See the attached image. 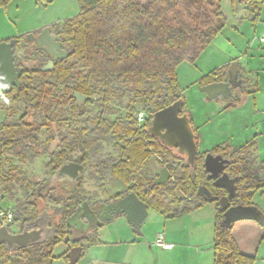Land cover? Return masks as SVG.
<instances>
[{
	"label": "trees",
	"instance_id": "16d2710c",
	"mask_svg": "<svg viewBox=\"0 0 264 264\" xmlns=\"http://www.w3.org/2000/svg\"><path fill=\"white\" fill-rule=\"evenodd\" d=\"M10 1L0 0V6ZM246 2L251 21H258L263 0ZM78 3L77 15L53 25L67 55L55 60L48 72L29 70L30 74L39 76L40 82L21 85L15 93L16 102L23 100L25 105L21 121L0 125L4 145L10 146L21 138L25 151L38 144L44 129L51 131L50 125L55 126L54 136L47 137L48 143L57 139L59 147L50 152L47 162L55 182L30 181L24 171L14 166L0 173V187L9 193L13 182L20 181L34 191L35 200L14 212L12 222H17L20 227L36 221L43 210L41 205L46 201L60 203L59 219L52 220L56 235L47 243L12 252L0 244V264H53L55 259H62L65 264H77L86 244L101 243L96 232L105 221L90 223L91 234L73 237L72 225L67 220L84 204L82 176L66 189L59 183L56 171L67 161L85 167L87 153L101 154L105 142L114 145L117 151V156L110 157L104 164L105 170L112 181H120L126 188L124 192L113 194L112 199L133 192L147 209L166 218L212 203L215 206L213 264H256L254 256L240 251L232 233L234 222L229 227L223 225L225 208L218 202L225 196L227 206H256L253 195L264 189V160L257 162L255 158L256 135L235 148L228 142H221L208 150H197L196 156L189 159L147 132L154 112L183 99L178 66L183 62L195 63L226 25L222 0H78ZM184 14L189 24L184 22ZM227 68L228 65H223L203 74L198 79V86L227 80ZM244 86L241 83L232 91L250 95L258 89L256 83L249 89ZM75 93L86 96L80 105L74 98ZM240 100L238 96H229L223 100L224 108L236 107ZM64 107L69 109L68 117L63 116ZM92 108L95 113L86 114ZM42 113L45 122L27 121L28 117ZM139 113H142V121H138ZM179 114L189 117L198 144L197 127L184 99ZM79 120L83 124L78 125ZM75 147L81 151L77 161L69 157V151ZM45 152L47 149L43 148L42 153ZM208 154L226 160L222 173L234 179L231 194L208 175L204 164ZM17 155L21 162L25 161L24 152L18 151ZM153 156H157L161 168L166 167L170 173L162 184L154 183L158 173L150 177L142 170ZM199 186L216 200L199 197ZM176 190L186 198L179 199ZM98 208L100 210V204L94 212L96 216ZM261 226L264 238V224ZM58 245L64 246L65 250L54 255L53 250ZM71 248L78 252L75 259L68 254Z\"/></svg>",
	"mask_w": 264,
	"mask_h": 264
},
{
	"label": "rangeland",
	"instance_id": "374dc122",
	"mask_svg": "<svg viewBox=\"0 0 264 264\" xmlns=\"http://www.w3.org/2000/svg\"><path fill=\"white\" fill-rule=\"evenodd\" d=\"M243 6L246 7V5L243 3V0H222L221 8L227 18V22L222 33H218L215 36L216 39L211 41L205 50L201 52L196 60V63L190 64L183 62L178 66L179 83L182 87L183 99L186 103L187 110L191 114V118H193L194 125H198L204 137L202 144L208 147H212L213 145L221 142H228L231 145L232 143H238V141H244L243 133L247 132L248 130L247 134H249L252 132V129L254 132L256 130L254 126H252L254 122L253 114L255 112L253 109V106H255L254 101H256L259 106L264 105L263 74L259 84L261 90H257L258 93H256L257 99H250L248 106L241 110L230 108L223 111L221 103L224 101L204 100V93L200 91V86H198V79L203 74L219 67L221 63L226 61L231 63V59L233 57L239 55L245 56L244 54L247 51V47L245 45L243 46L242 43H246L248 39L253 37L256 31L255 26L258 21L252 22L249 19H241L239 21L238 15L245 10L243 9ZM78 12V0H11L8 4L0 6V39L21 36L28 31L39 30L47 26H52L54 31H56L53 25L60 24L65 19L74 17ZM260 12L262 13L260 16H264V2ZM184 22L189 24V19L186 14H184ZM217 42L219 43L218 45ZM263 50L264 48L259 49V51ZM16 56L19 59L23 57L22 49H17ZM262 61L264 62V58ZM240 76V84L243 83L245 88H251L250 84L252 79L249 81L248 76H245V72H241ZM245 79L246 81L243 82ZM231 94L232 96H235L238 94L237 90H234ZM245 111L248 113L247 117H244V114L246 113ZM94 113L95 109L93 108L86 112L88 115H93ZM68 114V107H64L63 116L68 117ZM44 118V114L42 113L37 114L34 117H28L27 121L34 120L37 122H43ZM246 122H249V125L251 126L247 128L245 126ZM77 124L81 125L83 124V121L79 120ZM50 129L51 131L44 129V133L39 137L40 143L38 142V144H34V146L32 145L33 149L31 150L25 151L22 148V142L20 141L14 143L10 149L2 146V148H0V173H3L9 168L15 166L19 170L24 171L27 179L30 181L40 183L44 181L52 182L53 177L51 169L47 167V162L49 160L50 152L58 149L59 147L57 146V139L48 143L47 137L50 134L54 136L55 126L53 124L50 125ZM63 130L66 131V128ZM253 137L254 136L250 138L252 139ZM256 142L257 147L260 142L263 144L262 139L259 140L258 135H256ZM201 147L203 148L202 145ZM43 148L47 149V152L42 153ZM200 150L202 149L200 148ZM18 151L25 153L24 162L20 161V158L16 153ZM80 156L81 151L77 147L69 151V157L72 160L77 161L79 160ZM116 156L117 151L115 146L109 142H105L101 154H94L93 151H89V153H87V160L84 164L85 167L81 174L85 201L83 202L84 204L80 205L75 210L74 214L67 220L72 225L74 238L91 234L92 229L89 228V224L92 222H96V224L101 222L98 216L94 214L97 209V204L100 202L110 201L112 200L113 194L117 192H124L126 190L124 184H122L120 181L117 182L110 179V174L106 172V167H104V164L109 162L110 157ZM208 159L206 160L205 158L207 164L209 165ZM225 163L226 160L222 157H220L216 165L211 163L209 165L210 172H208V175L214 177V175L217 173L218 175L224 174L222 173V170ZM160 169L161 166L158 162V157L153 156L145 162L142 170L148 176L152 177L159 173ZM33 192L34 191H32L31 188L23 185L20 181L13 182V186L9 193H5L0 187V211H10L13 219L15 211H20L22 208H24L28 201L35 200L33 197ZM261 196L262 197L256 194L254 200L259 205L258 208L264 213V193ZM41 206L43 207V210L48 211L49 215L52 217V220L59 219L58 209L61 207L60 203L46 201V203ZM119 218L122 221H120ZM150 218L151 216L148 217L142 229L145 231V236L147 237L152 236L154 233L164 231L163 224L158 219ZM12 219L5 223L9 231L21 230L19 224L17 222H12ZM240 221L242 220H236L234 221V224H238ZM123 224H127V221L125 217L121 215L115 220L105 221L104 226L102 225L104 228L100 230V228H102L101 226L98 229V232L101 234L109 229L115 231L121 230ZM166 229L167 227L165 230ZM132 240L133 238L131 241ZM137 241H141V243H143V240L141 239ZM133 243H131V245H133ZM144 246L145 247H143V250L146 254L148 245L145 244ZM133 248L135 249H131L129 258L131 264H137V258L140 255L137 256V253L134 250L142 251V247L135 246ZM60 249L61 246L58 245L54 248V252L59 253ZM256 253V263L264 264V238L260 241ZM78 263L84 264L81 259L78 261ZM53 264L65 263L62 259H55Z\"/></svg>",
	"mask_w": 264,
	"mask_h": 264
},
{
	"label": "crops",
	"instance_id": "0c3cea01",
	"mask_svg": "<svg viewBox=\"0 0 264 264\" xmlns=\"http://www.w3.org/2000/svg\"><path fill=\"white\" fill-rule=\"evenodd\" d=\"M243 3L244 5H246V7L243 6V9L245 10L238 15L239 17L238 20L239 21L241 19L251 20L252 15L249 12L246 0H243ZM260 14L262 13L260 12ZM260 14H259L258 22L255 26L256 29L255 34L251 39L247 38L248 41L246 43L245 42L242 43L243 46L245 45L247 47V51L245 52V54L243 53L245 56L239 55L231 59L232 61L238 62V68H240L239 75L241 72H245V76H248L249 81L252 79L251 84L250 83L249 84L253 85L254 83H256L258 87L257 90H261L259 84L261 82L262 74L264 75V62L262 61L264 58V50L259 51V49L264 48V43L258 40V37L264 32V16H260ZM224 27L219 32L220 34L222 33ZM215 39L216 37L213 38L212 41H214ZM218 44L219 43L217 42V45ZM229 64H230L229 61H226L224 63H221L219 67ZM256 93H258V91H255L254 94H250V95L236 94L235 96L240 97L241 102L239 105L233 108L235 110L238 109L241 110L246 108L248 106L250 99L252 98L253 100L257 99ZM203 99L206 101L226 100L220 97L213 100H209L205 93ZM254 105L255 106H253L254 107L253 109L255 112L253 114L254 122L252 126H254L256 130L254 132L252 129V132L249 134H247L248 130L247 132L243 133L244 141L242 142L238 141V143H232L231 146L233 148L241 146L245 142L251 140L250 137L254 135H258L259 140L262 139L264 144V105L259 106V104H257L256 101H254ZM224 106H225V102H222L221 107H223L222 108L223 111L227 110L224 108ZM247 116L248 113L246 112L244 114V117ZM245 126L248 128L251 125H249V122H246ZM196 127L199 136L197 150L203 151L210 149L211 147L202 144L204 137L198 125H196ZM263 144L260 142L258 144L257 151L255 152V158L257 162L264 160ZM201 145L203 146V148L201 147ZM200 148L202 150H200ZM207 159L209 160L208 161L209 165L211 163L212 164L214 163L216 165L220 157L212 156L209 154ZM213 178L215 179L216 183L225 186L229 191V194L233 192L234 189L233 179L228 177L226 174L218 175L217 173L214 175ZM263 193H264V189L256 192L253 195V202L258 207L259 205L254 200L255 195L258 194L260 195V197H262L261 195H263ZM121 215L125 217L123 213H119L115 215L112 220H115L118 216ZM149 216H151V218L153 219H158L163 224L164 231L154 233L152 236L149 237L145 236V231H143L142 229L144 223L146 222ZM214 217H215V206L212 203H208L200 208L192 210L188 213L181 214L174 218H166L164 215L154 210L147 209V215L142 221L139 230L136 229L135 226L130 224V222L127 221L126 218L125 219L127 221V224L125 225L123 224L121 230L115 231L109 229L101 234L97 230L96 235L101 243L98 245L86 244L80 259L81 261L84 262V264H131L129 258V255L131 253L130 251L131 249H135L133 247L140 246L142 247L141 248L142 251L134 250L137 253V256L140 255L137 258L138 260L137 264H213V237H214V224H215ZM112 220H102V221H112ZM101 224L104 226L105 222H102ZM103 226L102 228H100V230L104 228ZM166 227L167 229L165 230ZM232 233L234 239L236 240L239 246L240 251L245 254L252 255L256 258L257 256L256 252L258 246L260 244V241L263 239L261 224H259L257 221L252 219H242V221H240L238 224L233 225ZM159 234L163 235L165 241L172 245L170 249H162L153 244L154 239ZM132 238H133L132 241L134 243L131 241ZM138 238L143 240V243H141V241H137L139 240ZM131 243H133V245H131ZM145 244L148 245V250L146 254L143 250ZM64 250L65 247L61 246L59 253H55V252L53 253L54 255H59ZM77 264L79 263L77 262Z\"/></svg>",
	"mask_w": 264,
	"mask_h": 264
},
{
	"label": "water",
	"instance_id": "95a60500",
	"mask_svg": "<svg viewBox=\"0 0 264 264\" xmlns=\"http://www.w3.org/2000/svg\"><path fill=\"white\" fill-rule=\"evenodd\" d=\"M45 31H42L35 39L36 45L51 55L52 59L46 66L39 68V70H48L53 68L54 60H61L67 52L61 48L60 41L55 39L54 35L46 36ZM5 46V55L0 57V71L13 72V53L11 49L12 41L3 43ZM18 73L15 74L17 76ZM240 86L238 62L232 61L227 68V80L212 82L200 87V91L204 92L209 100L218 97L227 99L231 96L232 88ZM74 98L80 105L85 99V95L79 93L74 94ZM183 104V99H179L164 108L153 113L150 126L147 132L157 137L160 142L169 148H176L180 155H186L187 158L193 159L197 154V143L194 139V133L189 123V117L186 114H179ZM209 155V154H208ZM206 156V160L207 157ZM205 160V168L209 172L207 161ZM84 166L73 162H64L56 171L57 174L70 173L72 178L76 179L81 175ZM170 177V173L166 167H162L158 176L155 178V184H162ZM211 177V176H210ZM213 178V177H212ZM217 185H220L214 182ZM234 183V182H233ZM223 186V185H221ZM175 195L179 199H185L186 196L180 191L176 190ZM197 195L207 201H214L216 197L211 195L202 186L197 189ZM225 208L223 225L230 226L232 222L239 219H252L259 224H264V214L256 206H227V197H221L218 200ZM115 207V211L109 216L100 215L101 220H112L114 214L119 212L125 215L127 221L130 222L136 229L139 230L142 221L147 215V206L142 202L133 192L127 193L120 198L115 204L111 203L105 207ZM50 215L47 210H43L36 221L25 225L24 229L19 233H11L6 225L0 226V244H3L9 252L15 249L26 248L36 244H43L51 241L56 235V227L50 225ZM69 256L76 258L78 252L75 248H71Z\"/></svg>",
	"mask_w": 264,
	"mask_h": 264
},
{
	"label": "flooded vegetation",
	"instance_id": "af4514ba",
	"mask_svg": "<svg viewBox=\"0 0 264 264\" xmlns=\"http://www.w3.org/2000/svg\"><path fill=\"white\" fill-rule=\"evenodd\" d=\"M45 29H46V32H44V34L46 36L54 35L55 39L58 41V38L52 26H47L39 30L28 31L25 34L21 36H17V37L15 36V37H8V38L0 39V57L5 55V46L3 45V43L5 44V43L12 41L11 49L13 53V72L10 73L5 70L0 71V114H1L0 125L4 123H19L21 121L24 111H25V105H24L23 100L16 102L17 95L15 93H17L16 91L21 87V85L38 84L40 82L39 76L30 74L29 70H32V69L39 70V68L46 66L47 63L52 59L51 55L48 54L43 49H40L36 45V41H35L38 35L42 33V31H45ZM18 48L22 49V52H23V57H21L20 59L16 56V51ZM54 62L55 60L53 61V63ZM0 67H1V64H0ZM50 70L52 69L39 70V71L48 72ZM16 73H18L17 76H15ZM8 106L10 107V109H8ZM19 141L22 142L23 140L19 138L16 141H14V143L19 142ZM3 142L4 140L0 135V148H2L3 146L5 148L10 149V147L14 145V143L10 146L4 145ZM58 175H59L58 176L59 183L63 186V188H66V189L68 187H71L73 183L76 182V179H77V178L76 179L72 178V175L67 172L65 173V175L64 174H58ZM54 182H55V178H53L51 183L53 184ZM120 198L112 199L107 202H100L99 203L100 210L97 215L98 218L101 220L100 215L103 213L104 208H105V211L103 214L104 216H109L110 214H112L116 210L115 207L112 206L110 208L109 207L107 208L105 206L111 203L115 204ZM117 214H119V212L115 213L114 216ZM0 222L2 223L1 220ZM49 224L53 225L51 216H50ZM1 225H5V223H2ZM24 227L25 226L21 227V230L19 231H10V232L19 233L24 229Z\"/></svg>",
	"mask_w": 264,
	"mask_h": 264
},
{
	"label": "built area",
	"instance_id": "2783aa9c",
	"mask_svg": "<svg viewBox=\"0 0 264 264\" xmlns=\"http://www.w3.org/2000/svg\"><path fill=\"white\" fill-rule=\"evenodd\" d=\"M258 40L262 43H264V32L258 37ZM138 121H142L143 120V116L142 113L138 114ZM12 219V215L10 213V211L6 212V211H0V220L2 221V223H6L9 222ZM153 244L157 247H160L162 249H170L172 247L171 244L167 243L163 237V235H157L156 238L153 241Z\"/></svg>",
	"mask_w": 264,
	"mask_h": 264
}]
</instances>
